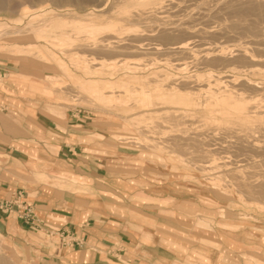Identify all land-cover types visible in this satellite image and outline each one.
Instances as JSON below:
<instances>
[{
    "label": "rangeland",
    "instance_id": "1",
    "mask_svg": "<svg viewBox=\"0 0 264 264\" xmlns=\"http://www.w3.org/2000/svg\"><path fill=\"white\" fill-rule=\"evenodd\" d=\"M194 1L0 0V87L10 83L14 87L27 88L26 97L43 100L38 105L44 113L90 123L91 137L80 141L96 147L99 155L114 157L108 165L115 170L110 173L111 183L121 191L101 194L123 206L130 205L143 211L141 217L145 224L140 225L147 226L149 238L133 235L144 254L131 261L123 249L127 245L121 247L117 243L112 248L103 247V259L108 264H139L142 261L173 264L176 258L182 264H188L189 261L180 254H187L185 258L199 264H235L237 259L239 264H264V183H255L260 179L264 182L259 178L264 179V153L250 150L251 153L239 142L250 140V137L257 142L260 140L259 144L264 140V117L257 119L259 122L244 120L247 113L253 117L255 110H264V90L253 92L246 84L247 81L264 84V3L261 0L256 1L263 5L255 0ZM80 20L101 25L112 23V32L106 29L96 35L78 31L74 23ZM61 22L66 24L60 27L57 23ZM30 23L44 24L41 32L37 27L29 31ZM172 26L176 30H172ZM185 29L191 31L186 33ZM163 30H169V33ZM33 31L42 33L43 37ZM61 32L73 41L63 44ZM104 38L111 42L110 49L99 47L107 43L103 42ZM133 39L138 40L137 43ZM91 40L98 44L95 50L84 45ZM180 43L187 45L184 54L172 50ZM242 53L248 54V58L255 57V61L250 64V58ZM189 81L193 82L190 84ZM229 81L235 84L229 85ZM172 89L182 96L185 94L184 100L170 101L168 94ZM101 92L106 100L98 96ZM218 93L242 97L240 102L247 113L233 112L228 102L215 105L211 96ZM168 138L174 140L173 143L167 141ZM198 139L201 141L197 142ZM228 143L235 150L238 148V152L230 149ZM104 148L109 151H103ZM251 154H255L253 159ZM224 155L227 157L223 158ZM228 160L235 161L239 170H235L233 163V166L228 164L230 170L220 164ZM251 160L258 163L252 164ZM97 167L104 172L100 164ZM241 177L254 180L248 183L245 178L243 184ZM235 182L243 184L246 192ZM245 185L250 186L249 189ZM16 193L24 200L21 191ZM255 195L259 198L254 199ZM117 211L124 213V210ZM25 224L33 226L34 219L33 224ZM49 229L51 231L40 233L37 238L43 247L69 244L54 237V227ZM223 235L232 238L238 246L232 253L235 261L225 259ZM4 244L5 240L0 238V264H9V258L3 253ZM169 247L180 251L176 258L159 250L169 251Z\"/></svg>",
    "mask_w": 264,
    "mask_h": 264
},
{
    "label": "crops",
    "instance_id": "2",
    "mask_svg": "<svg viewBox=\"0 0 264 264\" xmlns=\"http://www.w3.org/2000/svg\"><path fill=\"white\" fill-rule=\"evenodd\" d=\"M3 86L0 203L21 191L34 219L33 226L25 224L19 210L14 208L7 214L0 206V238L6 242L3 253L9 264H108L103 247L112 248L117 243L127 245L123 249L131 261L144 254L134 237L149 238L147 226L140 225L145 224L143 211L101 194L120 189L111 183L110 173L115 170L108 165L114 157L99 155L96 147L80 141L91 137V124L53 117L39 107L43 100L25 96L27 88L10 83ZM99 164L104 172L99 171ZM50 227L71 234L82 244L43 247L37 238L51 231ZM54 237L62 240L56 233ZM159 250L175 258L180 252L174 247ZM180 256L185 259L187 254Z\"/></svg>",
    "mask_w": 264,
    "mask_h": 264
},
{
    "label": "bare ground",
    "instance_id": "3",
    "mask_svg": "<svg viewBox=\"0 0 264 264\" xmlns=\"http://www.w3.org/2000/svg\"><path fill=\"white\" fill-rule=\"evenodd\" d=\"M159 1H160V0H159ZM170 1H172V0H170ZM173 1H174V0H173ZM179 1H180V0H179ZM195 1H196V0H195ZM195 1H194V2H195ZM198 1H200V0H198ZM215 1H217V0H215ZM228 1H229V0H228ZM228 1H227V2H228ZM245 1H246V0H245ZM252 1H253V0H252ZM255 1H256V0H255ZM255 1H254V2H255ZM262 1H263V2H262ZM130 2H131V1H130ZM209 2H210V1H209ZM233 2H235V1H233ZM237 2H239V1H237ZM242 2H243V0H242ZM256 2H257V1H256ZM258 2H260V1H258ZM258 2H257V3H258ZM261 2L264 3V0H261ZM261 2H260V3H261ZM170 3H171V2H170ZM175 3H176V1H175ZM262 3H261V4H262ZM202 4H203V3H202ZM202 4L200 3L201 6H202ZM261 4H260V5H261ZM15 5H16V4H15ZM191 5H192V4H191ZM204 5H205V4H204ZM231 5H232V3H231ZM236 5H237V4H236ZM262 5H263V4H262ZM12 7H13V6H12ZM197 7L200 8L199 5H198ZM222 7H223V6H222ZM222 7H221V8H222ZM204 8H205V7H204ZM194 9H195V8H194ZM222 9H223V8H222ZM50 10H51V9H50ZM139 11H140V10H139ZM47 12H48V11H47ZM62 12H63V11H62ZM62 12H61V14H62ZM129 12H130V11H129ZM143 13H144V12H143ZM59 14H60V13H58V15H59ZM128 14H129V13H128ZM128 14H127V15H128ZM85 15H86V14H85ZM88 15H89V14H88ZM134 15H135V14H134ZM134 15H133V17H134ZM60 16H61V15H60ZM139 16H140V15H139ZM45 17H47V16H45ZM126 17L128 18V16H126ZM144 17H145V16H144ZM85 18H86V17H85ZM120 18H121V17H120ZM139 18H141V17H139ZM47 19H48V18H47ZM117 19H118V18H117ZM122 19H123V18H122ZM142 19H143V18H142ZM40 20H42V19H40ZM43 20H44V19H43ZM58 20H59V19H57V21H58ZM81 20H82V19H81ZM81 20H80V22H76V23H74V25H75L76 30L81 31V32H84V33H94V34H96V33L100 32V31L103 33L104 31H106V29H108L107 31L109 32V30H111V27H113V25H111L112 23H111V24L107 23V25H106V23H104V24L101 25V24H95V23H92L91 20H90L91 23H89L90 21H85V22H87V23H84V22H81ZM120 20H121V19H120ZM46 21H49V20H46ZM46 21H45V22H46ZM82 21H83V20H82ZM125 21H126V20H125ZM38 22L40 23V21H38ZM41 22L43 23V21H41ZM45 22H44V24H45ZM51 22H52V21H51ZM51 22H50V23H51ZM133 22H134V21H133ZM137 22H138V21H137ZM27 23H28V22H27ZM31 23H33V22H31ZM31 23H30V27H32L31 29L27 26V27L30 29L29 31H31L33 28L36 29V27H37V29L39 28V29H40V32H41V27H42V25H44V24L36 25V24H39V23H36V24H35L36 26H35L34 24H31ZM46 23L49 24V22H46ZM47 24H46V25H47ZM65 24H66L65 22H63V23L61 22V23H59V24L57 23V25H59L60 27H61V26H64ZM72 24H73V23H72ZM108 24H109V25H108ZM116 24H117V23H116ZM116 24H115V25H116ZM28 25H29V24H28ZM46 25H45V26H46ZM52 25H53V24H52ZM118 25H119V24H118ZM124 25H125V24H124ZM177 25H178V24H177ZM19 27H20V26H19ZM27 27H26V28H27ZM43 27H44V26H43ZM49 27H50V26H49ZM57 27H58V26H57ZM73 27H74V26H73ZM115 27H116V26H115ZM174 27L177 28L176 25H175ZM178 27H181V26H178ZM205 27H206V26H205ZM20 28H22V27H20ZM28 28H27V29H28ZM121 28H122V27H121ZM165 28H166V27H164V29H165ZM167 28H168V27H167ZM167 28H166V29H167ZM172 28H173V26H172ZM175 28H173L172 30H174ZM181 28H182V27H181ZM183 28H184V27H183ZM202 28H203V27H202ZM27 29H26V30H27ZM112 29H113V28H112ZM117 29H118V28H117ZM169 29H170V28H169ZM197 29H198V28H197ZM208 29H209V28H208ZM102 30H103V31H102ZM172 30H171V33H173ZM175 30H176V29H175ZM185 30H186V29H185ZM189 30H190V29H189ZM189 30H188V31H189ZM202 30H203V29H202ZM16 31H17V30L13 31V33H15ZM18 31H19V30H18ZM20 31H21V29H20ZM114 31H115V30H114ZM163 31H165V30H163ZM166 31H168V33H169V30H166ZM166 31H165V32H166ZM181 31H182V30H181ZM186 31H187V30H186ZM188 31H187L186 33H189ZM190 31H191V30H190ZM197 31H198V30H197ZM200 31H201V30H200ZM203 31H204V30H203ZM209 31H210V30H209ZM33 32H35V34H36L38 37L43 35L42 33L37 32V31H33ZM101 32H100V33H101ZM108 32H106V33H108ZM111 32H112V30H111ZM138 32H139V31H138ZM183 32H185V31H183ZM141 33H142V32H141ZM168 33H167V34H168ZM180 33H181V32H180ZM209 33H210V32H209ZM261 33H262V32H261ZM173 34H175V31H174ZM59 35H60V36L62 35V36H61V42H62L63 44H68V43H71V41H73V40H71V38L66 37V36H63L64 33H62V32H61ZM96 35H97V34H96ZM107 35H108V34H107ZM109 35H110V34H109ZM109 35H108V36H109ZM180 35H181V34H180ZM190 35H191V34H190ZM208 35H209V34H208ZM260 35H261V34H260ZM47 36H48V35H47ZM73 36H74V35H73ZM85 36H86V35H85ZM90 36H91V35H90ZM113 36H114V35H113ZM113 36H112V38H113ZM156 36H157V35H156ZM42 37H43V36H42ZM83 37H84V36H83ZM110 37H111V36H110ZM131 37H132V36H131ZM147 37H148V36H147ZM58 38H60V37H58ZM76 38H77V37H76ZM112 38H111V40H112ZM138 38H139V37H138ZM140 38H141V37H140ZM262 38H263V37H262ZM262 38H261V39H262ZM80 39H81V38H80ZM108 39H109V37H108ZM113 39H114V38H113ZM44 40H45V39H44ZM99 40H100V39H99ZM133 40H134V39H133ZM91 41H92V42H91ZM91 41H90L89 44H84V45H85L86 48H90V49L95 50V48L98 47V44L96 43V41H93V40H91ZM100 41H101V40H100ZM100 41H98V39H97V42H100ZM104 41L107 42V38H106V39L104 38V39H103V42H104ZM129 41H131V40L129 39ZM137 41H138V40H137ZM137 41L134 40V42H136V43H137ZM132 42H133V41H132ZM100 43H101V42H100ZM129 43H130V42H129ZM112 44H113V43H112ZM118 44H119V43H118ZM32 45H33V44H32ZM74 45H76V44H74ZM126 45H127V44H126ZM132 45H133V44H132ZM134 45H135V44H134ZM134 45H133V46H134ZM33 46H34V45H33ZM118 46H119V45H118ZM144 46H145V45H144ZM28 47H29V46H28ZM68 47H69V46H68ZM68 47H67V48H68ZM73 47H74V46H73ZM76 47H77V46H76ZM99 47H100L101 49H104V50H106V49H110V47H111V42L109 41V42H107L106 44H105V43H104V44H101V45H99ZM115 47H116V49H117V45H116ZM122 47H123V46H122ZM134 47H135V46H134ZM79 48H80V47H79ZM79 48H78V49H79ZM112 48H113V47H112ZM118 48H119V47H118ZM128 48H129V47H128ZM132 48H133V47H132ZM74 49H75V48H74ZM126 49H127V47H126ZM133 49H134V48H133ZM136 49H137V47H136ZM144 49H145V48H144ZM170 49H171V48H170ZM186 49H187V45H186L185 43L177 44V46H174V47L172 48V50H175V51L178 50V53H179V51H183V54H184L185 52H187V51L184 52V50H186ZM243 49H244V48H243ZM67 50H68V49H67ZM71 50H72V49H71ZM131 50H132V49H131ZM139 50H140V49H139ZM139 50H138V51H139ZM166 50H168V49H166ZM166 50H165V51H166ZM245 50H246V49H245ZM262 50H263V49H262ZM111 51H112V49H111ZM114 51H115V50H114ZM128 51H129V50H128ZM134 51H135V50H134ZM148 51H149V50H148ZM150 51H151V49H150ZM159 51H160V50H159ZM170 51H171V50H170ZM63 52H64V51H63ZM87 52H88V51H87ZM136 52H137V51H136ZM141 52H142V51H141ZM208 52H209V51H208ZM245 52H246V51H245ZM83 53H84V52H83ZM260 53H261V52H260ZM25 54H27V53H25ZM64 54H65V53H64ZM174 54H176V53H174ZM187 54H188V53H187ZM189 54H190V53H189ZM189 54H188V55H189ZM242 54H243L244 56H246V57L248 56V54H247V55H246L245 53H242ZM221 55H222V54H221ZM251 55H252V54H251ZM261 55H262V54H261ZM223 56H224V55H223ZM254 56H256V55H254ZM257 56H258V55H257ZM42 57H43V56H41V58H42ZM188 57H189V56H188ZM259 57H261V58H259ZM183 58H184V57H183ZM249 58H250V60H249V61H250V64L253 63L252 61H255V59H254L255 57H249ZM249 58L247 57V59H249ZM257 58L261 60V59H262V56L259 55ZM42 59H43V58H42ZM186 59H187V58H186ZM223 59H225V58H223ZM258 59H257V62L259 61ZM225 60H226V59H225ZM184 61H185V60H184ZM222 61H223V60H222ZM262 61H263V60H262ZM247 62H248V61H247ZM222 63H223V62H222ZM255 63H256V62H255ZM247 64H248V63H247ZM250 64H249V65H250ZM100 65H101V64H100ZM253 65H254V64H253ZM91 66H92V65H91ZM178 68H179V67H178ZM181 76H182V75H181ZM224 76H225V75H224ZM213 77H214V76H213ZM231 77H232V76H231ZM185 78H186V77H185ZM194 78H195V77H194ZM202 79H203V78H202ZM238 79H239V78H238ZM242 79H243V78H241V80H242ZM160 80H161V79H160ZM165 80H166V79H165ZM204 80H205V79H204ZM249 80H251V79H249ZM155 81H156V80H155ZM171 81H173V80H171ZM175 81H176V80H175ZM187 81H188V79H187ZM242 81H244V79H243ZM169 82H170V81H169ZM192 82H193V81H192ZM192 82H191V83H192ZM229 82H230V81H229ZM161 83H162V82H161ZM167 83H168V81H167ZM181 83H182V81H181ZM181 83H179V84H181ZM189 83H190V81H189ZM191 83H190V84H191ZM198 83H199V81H198ZM226 83H227V82H226ZM146 84H147V83H146ZM187 84H188V83H187ZM199 84H200V83H199ZM205 84H206V83H205ZM231 84H235V83L230 82L229 85H231ZM240 84H241V81H240ZM244 84H245V82H244ZM246 84L248 85V87H249L250 89H253V90H254L253 92H255V90H256V92H259V91H263V90H264V84L262 85V84L253 83V82H250V81H247ZM246 84H245V85H246ZM113 85H114V84H113ZM161 85H162V84H161ZM167 85H168V84H167ZM185 85H186V84H185ZM195 85H196V84H195ZM245 85H244V86H245ZM165 86H166V85H165ZM177 86H178V83H177ZM192 86H193V85H192ZM199 86H200V85H199ZM203 86H204V85H203ZM203 86H202V87H203ZM227 86H228V85H227ZM115 87H116V86H115ZM124 87H125V86H124ZM167 87H168V86H167ZM180 87H181V86H180ZM182 87H183V86H182ZM196 87H197V86H196ZM228 87H230V86H228ZM232 87L235 88V86H232ZM232 87H231V88H232ZM96 88H97V87H96ZM172 88H173V87H172ZM206 88H207V86H206ZM223 88H225V87L223 86ZM234 88H233V89H234ZM182 89H183V88H182ZM187 89H188V88H187ZM190 89H191V88H190ZM207 89H208V88H207ZM214 89H215V88H214ZM95 90H96V89H95ZM97 90H98V89H97ZM112 90H113V89H112ZM178 90H179V89H178ZM191 90H192V89H191ZM211 90H213V89H211ZM229 90H230V89H229ZM235 90H236V89H235ZM235 90H234V93H235ZM257 90H259V91H257ZM216 91H217V90H216ZM214 92H215V91H214ZM217 92H218V91H217ZM217 92H216V93H217ZM222 92H223V91H222ZM237 92H238V91H237ZM247 92H248V91H247ZM223 93H224V92H223ZM223 93H221L222 95H219V93H218V95H213V94H215V93L212 94L211 97L214 98V100L216 101V102H215V101H212V102H213V103L215 102V105L224 104V103H227V102H228L227 105H229V106L231 105V108H232L233 112L238 111V112H240V114H241V113H242V114L247 113V112H245V108H246L245 105L241 104V102H240V100H241L242 97H241L240 99H238V97H240L238 94H237L238 97L236 96V97H237V98H236V97L233 95L234 93H233V94H232V93L223 94ZM238 93H239V92H238ZM243 93H244V92H243ZM148 94H149V93H148ZM248 94H249V92H248ZM252 94H253V93H252ZM252 94H251V95H252ZM255 94H257V93H255ZM259 94H260V93H259ZM262 94H263V93H262ZM184 95H185V94H183V96H184ZM235 95H236V94H235ZM245 95H247V93H246ZM98 96L101 97V99L106 100V98H104V95H103L102 92L99 93ZM183 96L180 95V94H179L176 90H174V89H172V91L168 94L169 100H170V101L174 100L173 102H175L176 100H177L178 102L181 101V100H184V97H183ZM198 96H199V95H198ZM241 96H242V95H241ZM146 97H147V96H146ZM163 97H164V96H163ZM187 97H188V96H187ZM208 97H209V96H208ZM244 97H245V96H244ZM160 98H161V97H160ZM201 98H202V97H201ZM206 98H207V97H206ZM263 98H264V97H263ZM203 99H204V98H202V100H203ZM247 99H248V98H247ZM161 100H162V99H161ZM204 100H206V99H204ZM96 101L98 102V100H96ZM139 101H140V100H139ZM152 101H153V100H152ZM188 101H189V100H188ZM206 101H207V100H206ZM263 101H264V100H263ZM102 102H103V101H102ZM189 102H190V101H189ZM202 102H203V101H202ZM88 103H89V102H88ZM148 103H149V102H148ZM166 103H167V101H166ZM206 103H207V102H206ZM218 103H219V104H218ZM94 104H95V102H94ZM246 104H247V103H246ZM161 105H162V104H161ZM195 105H196V104H195ZM210 105H211V103H210ZM212 105H213V104H212ZM212 105H211V106H212ZM224 105H225V104H224ZM106 106H107V105H105V107H106ZM108 106H109V105H108ZM201 106H202V105H201ZM252 106H253V105H252ZM255 106H256V105H255ZM257 106H258V105H257ZM260 106H261V105H260ZM263 106H264V105H263ZM90 107H91V106H90ZM202 107H203V106H202ZM109 108H110V107H109ZM214 108H215V107H214ZM252 108H253V107H252ZM252 108H251V110H252ZM168 109H169V108H168ZM261 109H262V108H261ZM169 110H170V109H169ZM173 110H174V108H173ZM222 110H223V109H222ZM225 110H226V109H225ZM251 110L249 109L248 111H251ZM257 110H259V109H257ZM257 110L254 111L255 114H254L253 112H251V113H253V115H254L253 117H254V118H253L252 116H248V115H250V114L247 113L248 115H247V116H246V115L244 116V120H247V119H254V120L260 119V120H262V118L264 117V116H263V115H264V110H261V111H257ZM252 111H253V110H252ZM166 113H167V112H166ZM170 113H171V111H170ZM213 113H214V111H213ZM167 114H168V113H167ZM181 114H182V113H181ZM169 115L171 116V114H169ZM172 115H173V114H172ZM182 115H183V114H182ZM251 115H252V114H251ZM179 116H180V115H179ZM209 116H211V115H209ZM242 117H243V116H242ZM255 117H256V118H255ZM183 118H184V117H183ZM203 118H204V117H203ZM205 118H206V117H205ZM207 118H208V117H207ZM240 118H241V117H240ZM177 119H178V118H177ZM181 119H182V118H181ZM189 119H192V118H189ZM189 119H188V120H189ZM179 120H180V119H179ZM185 120H186V119H185ZM188 120H187V121H188ZM217 120H220V119H217ZM171 121H172V120H171ZM173 121H174V120H173ZM176 121H177V120H176ZM224 121H225V119H224ZM247 121H248V120H247ZM251 121H252V120H251ZM257 121H258V120H257ZM179 122H180V121H179ZM229 122H230V121H229ZM258 122H259V121H258ZM262 122H263V121H262ZM184 123H185V122H184ZM220 123H221V122H220ZM242 123H243V122H242ZM230 124H231V123H230ZM237 125H238V124H237ZM247 125H248V124H247ZM254 125H255V124H254ZM263 125H264V124H263ZM159 126H160V125H159ZM176 126H177V125H176ZM182 126H185V125H182ZM241 126H242V125H241ZM246 127L249 128V126H246ZM252 127H253V126H252ZM260 127H261V126H260ZM260 127H258V128H260ZM160 128H162V127L160 126ZM167 128H169V127H167ZM180 128H181V127H180ZM261 128H262V127H261ZM263 128H264V127H263ZM173 129H174V128H173ZM246 129H247V128H246ZM187 130H188V129H187ZM189 131H190V130H189ZM247 131H248V130H247ZM250 131H251V130H250ZM138 132H139V131H138ZM159 132H160V129H159ZM173 132H175V131H173ZM178 132H179V131H178ZM184 132H186V131H184ZM189 133H190V132H189ZM141 134H142V133H141ZM169 134H170V133H169ZM176 134H177V133H176ZM186 134H187V133H185V136H186ZM174 135H175V134H174ZM189 135H190V134H189ZM191 135L194 137L193 134H191ZM197 135H198V133H197L195 136H197ZM164 136H165V135H164ZM175 136H176L175 139L177 140V135H175ZM178 136H179V135H178ZM187 136H188V135H187ZM199 136H201V135L199 134ZM166 137H167V136H166ZM179 137H180V136H179ZM179 137H178V138H179ZM182 137H183V136H182ZM182 137H181V138H182ZM189 137H190V136H189ZM189 137H187V139H189ZM149 138H150V137H149ZM162 138H163V137H162ZM181 138H180V139H181ZM190 138H191V137H190ZM201 138H202V136H201ZM251 138H252V137L249 138L250 140H248V139H245V140H244V139L241 138L242 140H240L239 142H242V144L244 145V146H242V147H246L247 150H249V151H250V150H252L253 152H254V151H256V152H260V151H262V152L264 153V145H262V143H263L264 140H261V143L259 144L258 142H260V140L257 142V141H255L256 139L251 140ZM156 139H157V138H156ZM173 139H174V137H173ZM175 139H174V140H175ZM180 139H178V140L180 141ZM182 139H183V138H182ZM193 139H194V138H193ZM193 139H192V140H193ZM202 139H203V138H202ZM239 139H240V138H239ZM158 140H159V139H158ZM163 140H164V138H163ZM166 140L169 141V138L166 139ZM174 140H173V141H174ZM184 140H185V139H184ZM206 140H207V138H206ZM206 140H205V142H206ZM150 141H151V140H150ZM170 141H172V140L170 139ZM170 141H169V142H170ZM173 141H172V143H173ZM181 141H182V140H181ZM198 141H199V139L197 140V142H198ZM200 141H201V140H200ZM200 141H199V142H200ZM202 141H203V140H202ZM237 141H238V139H237ZM163 142H164V141H163ZM175 142H176V141H175ZM192 142H193V141H192ZM203 142H204V141H203ZM207 142H208V141H207ZM210 142H211V141H210ZM215 142H216V141H215ZM218 142H219V141H218ZM224 142H225V141H224ZM226 142H227V141H226ZM230 142H231V141H229V143H230ZM172 143H170V145H171ZM176 143H177V142H176ZM187 143H188V142H187ZM194 143H195V141H194ZM220 143H221V141H220ZM229 143H228V144H229ZM232 143H234V142H232ZM156 144H157V143H156ZM163 144H166V142L163 143ZM167 144H168V143H167ZM177 144H179V143H177ZM197 144H198V143H197ZM200 144H201V143H200ZM202 144H203V143H202ZM207 144H208V143H207ZM210 144H211V143H210ZM210 144H209V145H210ZM214 144H215V143H214ZM224 144H225V143H224ZM235 144H236V141H235ZM238 144H239V143H237L236 145L238 146ZM240 144H241V143H240ZM174 145H175V144H174ZM174 145H173V146H174ZM204 145H206V144H204ZM204 145H203V146H204ZM212 145H213V144H212ZM216 145H218V144H216ZM230 145H231V144H229V147H230ZM162 146H164V145H162ZM166 146H167V145H166ZM175 146H176V145H175ZM177 146H178V145H177ZM181 146H182V145H181ZM206 146H207V145H206ZM221 146H222V145H221ZM232 146H233V145H232ZM232 146H231V147H232ZM234 146H235V145H234ZM240 146H241V145H240ZM240 146H239V147H240ZM168 147H170V146H168ZM212 147H213V146H212ZM212 147H211V148H212ZM216 147H217V146H216ZM222 147H223V146H222ZM225 147H226V146H225ZM231 147H230V149H231ZM165 148H166V147H165ZM179 148H181V147L179 146ZM218 148H219V147H218ZM232 148H233V147H232ZM234 148H235V147H234ZM234 148H233V149H234ZM174 149H175V147H174ZM207 149H208V148H207ZM209 149H210V148H209ZM209 149H208V150H209ZM237 149H238V148H236V150H237ZM240 149H241V147L239 148V150H240ZM178 150H179V149H178ZM215 150H216V149H215ZM215 150H213L212 152H214ZM220 150H221V149H220ZM228 150H229V149H228ZM234 150H235V149H234ZM234 150H233V151H234ZM236 150H235V151H236ZM245 150H246V149H245ZM247 150H246V151H247ZM221 151H222V150H221ZM241 151H242V149H241ZM252 151H250V152L252 153ZM204 152H205V151H204ZM209 152H210V151H209ZM224 152H225V151H224ZM226 152L229 153V151H226ZM231 152H232V151H231ZM237 152H238V150H237ZM244 152H245V151L243 150L242 153L245 155L246 152H245V153H244ZM206 153H208V152L206 151ZM206 153H205V154H206ZM215 153H216V152H215ZM217 153H218V152H217ZM219 153H220V152H219ZM242 153H241V154H242ZM247 153H248V151H247ZM260 153H261V152H260ZM260 153H258V154H260ZM221 154H222V153H221ZM225 154H226V153H225ZM243 154H242V155H243ZM248 154H249V153H248ZM210 155H211V153H210ZM229 155H230V154H229ZM252 155L255 156V154H251V158H252ZM231 156H232V154H231ZM254 156H253V157H254ZM224 157H227V156L224 155L223 158H224ZM244 157H246V156H244ZM248 157H249V156H248ZM221 158H222V157H221ZM228 158H230V157H228ZM228 158H226V159H228ZM240 158H241V157H240ZM254 158H255V157H254ZM257 158H258V157H256V159H257ZM232 159H233V158H232ZM236 159H237V157H236ZM245 159L247 160V158H245ZM248 159H249V158H248ZM252 159H253V158H252ZM191 160H192V159H191ZM233 160H234V159H233ZM241 160H243V159H240V161H241ZM193 161H194V160H193ZM244 161H245V160H244ZM188 162H189V161H188ZM194 162H195V161H194ZM222 162H223V160H222ZM237 162H238V160H237ZM242 162H243V161H242ZM252 162L258 163L257 160H256V161H252V160H251V163H252ZM190 163H191V162H190ZM218 163H219V162H218ZM225 163H227V164H225ZM225 163H220V164H224V167H226V169L230 170L229 168H231V166H229L228 164H230V163L232 164L233 162H229V160H228V161H226ZM234 163H235V161H234ZM234 163H233V164H234ZM239 163H240V162H239ZM239 163H238V164H239ZM251 163H250V164H251ZM192 164H194V163H192ZM233 164H232V166H233ZM235 164H236V163H235ZM235 164H234L235 170H239V169H236V168H237V167H236L237 164H236V165H235ZM243 164H244V163H243ZM248 164H249V163H248ZM250 164H249V165H250ZM252 164H253V163H252ZM255 165H256V164H255ZM196 166H197V165H196ZM203 166H205V165H203ZM242 166H243V165H242ZM242 166H241V167H242ZM200 167H202V166H200ZM252 167H253V166H252ZM252 167H251V168H252ZM202 168H203V167H202ZM206 168H207V167H206ZM219 168H221V167H219ZM238 168H239V167H238ZM249 168H250V166H249ZM221 169H222V168H221ZM224 169H225V168H224ZM232 169H233V167H232ZM244 169H245V167H244ZM240 170H241V169H240ZM232 171H233V170H232ZM229 172H230V171H229ZM234 172H235V171H234ZM238 173H239V172H238ZM243 174H244V173H243ZM249 175H250V174H249ZM253 175H254V174H253ZM243 176H245V175H243ZM251 176H252V175H251ZM251 176H250V177H251ZM237 177H238V176H237ZM213 178H215V177H213ZM242 178H243V177H241V179H242ZM245 178L247 179L248 177H244L243 180L241 181L242 183L244 182V179H245ZM251 178H252V177H251ZM253 178L255 179L254 176H253ZM256 178H257V177H256ZM259 178H262V180H264L263 177H259ZM236 179H238V178H236ZM236 179H235V180H236ZM241 179H240V180H241ZM246 179H245V180H246ZM254 179H250V180L253 181ZM223 180H224V179H223ZM250 180L247 179L246 182L251 183ZM232 182H233V181H232ZM235 183H237V182H235ZM238 183L241 184L239 180H238ZM238 183H237V184H238ZM244 183H245V182H244ZM244 183H243V184H244ZM255 183H257L258 185H260L259 183H261V185H262L264 182H262L261 179H260V181H257V180H256ZM255 183H254V184H255ZM239 184H238V185H239ZM243 184H242V185H239V186H242L241 189L244 187ZM246 184H247V183H246ZM225 185H226V184H225ZM230 185H231V184H230ZM245 186H247V185H245ZM252 186H253V185H252ZM235 187H237V186H235ZM249 187H250V186H249ZM249 187L247 186L248 189H249ZM255 187H256V186H255ZM257 187H259V188L261 189L260 186H257ZM262 187H263V186H262ZM237 188H238V187H237ZM244 188H245V190H246V187H244ZM244 188H243V191L246 192V191L244 190ZM241 189H240V191H242ZM248 189H247V190H248ZM252 189H253V188H252ZM263 189H264V188H263ZM250 190H251V189H250ZM255 190H256V188H255ZM238 191H239V189H238ZM243 191H242V193H244ZM257 191H258V190H256V192H257ZM262 191H263V190L261 189V192H262ZM249 192H250V191H249ZM249 192H248V193H249ZM263 193H264V192H263ZM250 194H253V192H251ZM254 194H257V193H254ZM259 194H260V193H259ZM259 194H258V195H259ZM262 195H263V194H262ZM248 196H251V195H248ZM260 196H261V194H260ZM263 196H264V195H263ZM256 197H257V195H255L254 199H255ZM257 198H259V196H258ZM263 200H264V199H263ZM263 203H264V202H263ZM257 207H258V206H257ZM260 208H261V207H260ZM222 238H223V240H224V246H225V251H224V253H225V259L228 260V261H229V260H230V261H232V260L235 261L234 258H233V256H232V253L235 251L236 248H238V246H236V245L234 244L235 241L232 240V238H230V237L227 238V237H225L224 235L222 236ZM197 254H198V253H197ZM201 257H202V256H201ZM203 258H204V257H203ZM219 258H220V257H219ZM204 259H205V258H204ZM185 260H188V261H189L188 264H199L196 260H192V261H191V259H189V258H185ZM205 260H207V259H205ZM184 262L187 263V261H184ZM207 262H208V261H207ZM235 262H236V263H235ZM235 262H234L235 264H239V263H238V259H237ZM182 263H183V262H180L179 260H176V261H175V264H182Z\"/></svg>",
    "mask_w": 264,
    "mask_h": 264
},
{
    "label": "built area",
    "instance_id": "4",
    "mask_svg": "<svg viewBox=\"0 0 264 264\" xmlns=\"http://www.w3.org/2000/svg\"><path fill=\"white\" fill-rule=\"evenodd\" d=\"M1 209L4 213H12L14 208H18L19 210V218L22 219L25 223L33 224V214L31 208L25 204L24 200L21 197L20 193H15L8 199H4L0 203ZM60 238L66 240L70 245L75 244L80 246L82 243L72 237L71 234H68L64 231L56 230L55 231Z\"/></svg>",
    "mask_w": 264,
    "mask_h": 264
}]
</instances>
